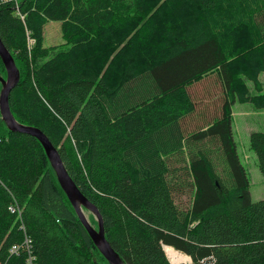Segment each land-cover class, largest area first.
<instances>
[{
	"label": "trees",
	"instance_id": "16d2710c",
	"mask_svg": "<svg viewBox=\"0 0 264 264\" xmlns=\"http://www.w3.org/2000/svg\"><path fill=\"white\" fill-rule=\"evenodd\" d=\"M50 20L68 42L53 54ZM0 38L20 70L14 116L58 149L126 264H172L165 245L194 264H264V199L232 122L236 102L264 109V0L6 2ZM250 145L264 174V131ZM28 239L37 264H109L42 143L0 113V264H27Z\"/></svg>",
	"mask_w": 264,
	"mask_h": 264
},
{
	"label": "water",
	"instance_id": "95a60500",
	"mask_svg": "<svg viewBox=\"0 0 264 264\" xmlns=\"http://www.w3.org/2000/svg\"><path fill=\"white\" fill-rule=\"evenodd\" d=\"M0 56L7 70V77H3L0 75V82L2 83V88L0 90V113L2 119L6 122L9 129L14 131L27 132L35 136L42 143L46 154L51 162V165L56 172L61 187L63 188L70 202L74 206L81 222L83 223L92 240L94 241V244L98 247L104 257L108 260L109 264H126L106 238L104 220L100 211L98 210L96 205L92 203L80 191V189L68 173L58 149L53 145V143L49 140V138L40 128L24 125L20 123L14 116L9 103V96L11 90L17 85L20 80V70L16 64L13 55L7 49L1 38ZM84 208L88 209L95 215L98 221V228L92 226V224L84 213Z\"/></svg>",
	"mask_w": 264,
	"mask_h": 264
},
{
	"label": "rangeland",
	"instance_id": "374dc122",
	"mask_svg": "<svg viewBox=\"0 0 264 264\" xmlns=\"http://www.w3.org/2000/svg\"><path fill=\"white\" fill-rule=\"evenodd\" d=\"M61 25V22L58 20H50L45 25L44 44L47 47H53V50H51V54L68 47V42L64 37ZM2 75L3 74H1V76ZM260 81L262 82L264 88V71L260 74ZM200 84L201 83L196 84L193 89L196 91H200L201 89L198 88L201 87ZM249 87L251 89V92L255 93V89L253 88V84L251 82H249ZM1 88L2 83L0 82V90ZM232 122L238 153L250 179L251 199L252 201L262 200L264 199V174L260 170L257 154L251 148L250 133L254 130L264 131V109H258L253 103L250 102H236L232 106ZM184 200H189V196L183 194L181 196V199L178 198L179 202H183ZM84 213L92 226L98 228L95 215L85 208ZM181 253L185 254L183 252ZM170 262L172 264H194L192 258L190 262L174 263L171 259Z\"/></svg>",
	"mask_w": 264,
	"mask_h": 264
},
{
	"label": "bare ground",
	"instance_id": "6f19581e",
	"mask_svg": "<svg viewBox=\"0 0 264 264\" xmlns=\"http://www.w3.org/2000/svg\"><path fill=\"white\" fill-rule=\"evenodd\" d=\"M19 9V7H17ZM165 251L174 263L190 262L191 257L189 255L182 254L176 250L173 246L165 245Z\"/></svg>",
	"mask_w": 264,
	"mask_h": 264
},
{
	"label": "built area",
	"instance_id": "2783aa9c",
	"mask_svg": "<svg viewBox=\"0 0 264 264\" xmlns=\"http://www.w3.org/2000/svg\"><path fill=\"white\" fill-rule=\"evenodd\" d=\"M6 2H12V3H14L16 5V7H19L20 0H0V3H6ZM14 210L15 209L12 208V211H14ZM26 243H27L28 248H29V251H28L29 256L27 257L26 263L27 264H37L36 263V256L34 255V253L32 252V249H31L30 240L28 239ZM18 248H19V245L18 244H15L12 247V251L17 252L18 251Z\"/></svg>",
	"mask_w": 264,
	"mask_h": 264
}]
</instances>
